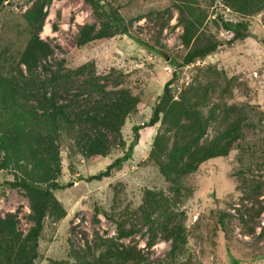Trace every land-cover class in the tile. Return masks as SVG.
Here are the masks:
<instances>
[{
    "label": "rangeland",
    "instance_id": "374dc122",
    "mask_svg": "<svg viewBox=\"0 0 264 264\" xmlns=\"http://www.w3.org/2000/svg\"><path fill=\"white\" fill-rule=\"evenodd\" d=\"M102 1L118 8L128 23L127 34L77 46L78 27L94 21L90 6L83 0H51L39 37L53 46L55 59L62 58L66 67L93 61L99 74L114 69L121 77L120 86L138 98L136 110L120 128L124 146H114L103 156H83L69 136L61 138V187L52 193L65 214L59 219L44 217L33 264H71L76 253L91 259L104 248L101 239L116 235L117 223L130 229L121 243L135 247L143 260L164 259L169 241L157 233L148 245L150 232L139 211L146 189L169 194L168 182L147 158L159 123L148 126L145 122L173 71L176 77L170 86L175 97L190 79L203 80L196 68L206 64L230 79L225 100L244 108L245 124L242 136L227 155L207 159L182 178L179 198L172 207L185 242L183 253L170 264H233L232 260L236 264H264V201L259 196L264 190V10L245 18L246 37L227 43L229 37L212 21L216 16L231 21L239 17L215 0L206 10L205 23L209 33L222 43L201 60L177 65L186 48L180 41L182 27L177 12L169 0ZM30 2L3 1L2 71L13 65L27 41L23 12ZM164 8L167 13L162 12ZM132 125L139 127L137 140L120 169L99 180H86L122 155L133 138ZM211 128L208 126L207 136L212 134ZM10 181L11 172L0 170V215L13 213L17 228L24 233L31 225L28 201L23 190L12 187Z\"/></svg>",
    "mask_w": 264,
    "mask_h": 264
},
{
    "label": "trees",
    "instance_id": "16d2710c",
    "mask_svg": "<svg viewBox=\"0 0 264 264\" xmlns=\"http://www.w3.org/2000/svg\"><path fill=\"white\" fill-rule=\"evenodd\" d=\"M4 0H0V10ZM23 18L28 27L27 41L17 60L0 70V170L12 174V187H19L27 198L31 225L23 233L11 212L0 215V264H33L37 257V240L45 216L59 219L65 211L52 191L61 187L59 143L64 135L83 156H103L114 146H124L120 128L124 119L136 110L138 98L121 87V77L114 69L97 73L93 61L66 67L55 59L54 48L39 37L46 7L51 0H30ZM91 8L94 21L80 25L75 44L127 34V21L117 7L102 0H83ZM177 12L182 31L180 41L186 51L177 65L201 60L222 43L209 33L206 10L215 0H169ZM238 20L216 16L213 24L231 32L227 43L247 36V17L264 10V0H217ZM201 2L205 5L202 6ZM162 12H168L167 8ZM159 14V11H156ZM203 80L192 78L174 97L170 84L162 86L145 125L159 123L147 158L168 182V195L146 189L139 211L152 245L158 233L169 241L162 260L145 261L135 247L121 243L129 235L117 223L116 235L101 239L104 248L91 259L76 253L71 264H168L183 253V227L175 222L173 205L179 198L181 180L207 159L225 156L242 136L245 110L228 103L225 94L229 80L211 64L196 68ZM208 126L212 134L207 136ZM138 125H132V140L122 155L86 180H99L120 169L137 140ZM264 162V161H262ZM259 190L258 188L255 191ZM259 196L264 201V190ZM258 194V193H256ZM255 194V195H256ZM257 196V195H256ZM264 209V207H263ZM221 224V219L219 220ZM89 253V249L87 251ZM236 264L235 260H232Z\"/></svg>",
    "mask_w": 264,
    "mask_h": 264
},
{
    "label": "built area",
    "instance_id": "2783aa9c",
    "mask_svg": "<svg viewBox=\"0 0 264 264\" xmlns=\"http://www.w3.org/2000/svg\"><path fill=\"white\" fill-rule=\"evenodd\" d=\"M223 34L229 37L231 32L229 30H223Z\"/></svg>",
    "mask_w": 264,
    "mask_h": 264
}]
</instances>
